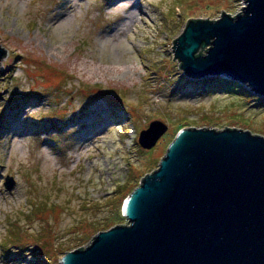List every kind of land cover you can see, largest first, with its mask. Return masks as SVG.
I'll return each mask as SVG.
<instances>
[{"label":"rangeland","instance_id":"1","mask_svg":"<svg viewBox=\"0 0 264 264\" xmlns=\"http://www.w3.org/2000/svg\"><path fill=\"white\" fill-rule=\"evenodd\" d=\"M115 1L0 0V264H59L61 244L128 224L125 199L182 128L264 136L262 96L224 75L190 77L173 50L191 18L234 15L245 0ZM155 119L168 130L145 149Z\"/></svg>","mask_w":264,"mask_h":264},{"label":"water","instance_id":"2","mask_svg":"<svg viewBox=\"0 0 264 264\" xmlns=\"http://www.w3.org/2000/svg\"><path fill=\"white\" fill-rule=\"evenodd\" d=\"M6 48L0 40V62ZM173 50L190 77L224 75L264 98V0L217 20L191 18ZM167 130L155 119L138 141L151 149ZM123 204L128 224L100 230L59 264H264V136L182 128Z\"/></svg>","mask_w":264,"mask_h":264},{"label":"trees","instance_id":"3","mask_svg":"<svg viewBox=\"0 0 264 264\" xmlns=\"http://www.w3.org/2000/svg\"><path fill=\"white\" fill-rule=\"evenodd\" d=\"M206 52V51H205ZM204 51H202V49L200 50L199 54L202 55L203 53H205ZM181 65V64H180ZM227 82H229V80H227ZM227 82H221L220 80H216L214 83H213V87H216V88H220L222 90H227V86L226 85H223L224 83H227ZM234 83V82H233ZM99 88H102V87H99ZM144 177L141 178L140 182H142V179ZM132 182V179L131 180H128L126 183H123L122 185L119 186V188L117 189L116 191V194L118 195L119 193L123 194L124 191L127 190V188L129 187V184ZM139 182V183H140ZM138 187V186H136ZM135 187V188H136ZM134 188V189H135ZM133 189V190H134ZM132 190V191H133ZM117 195H115V197H118ZM116 212V211H115ZM114 213V212H113ZM117 215H120V212H119V209H118V213ZM122 216V215H121ZM111 217H109L108 219H110ZM101 223V222H100ZM99 222L96 223V222H93V227H95V229H98L99 226L97 224H100ZM12 230V229H11ZM16 232L15 231H11V233H9V236H7L5 238V242L3 243L4 244V247H3V251L5 252V254H9L10 253V248L12 245H10L11 243H13L15 240V236H16ZM60 247L62 248L61 249V254L64 255L66 252L70 251L71 249L74 248V245L72 243L70 244H61ZM60 254V255H61ZM39 260V263H35V264H56V258L52 259L51 256H48V260L43 258L42 256L41 257H38L37 258Z\"/></svg>","mask_w":264,"mask_h":264},{"label":"bare ground","instance_id":"4","mask_svg":"<svg viewBox=\"0 0 264 264\" xmlns=\"http://www.w3.org/2000/svg\"><path fill=\"white\" fill-rule=\"evenodd\" d=\"M114 3H115L116 6H119V5L121 4V1H120V0H116ZM4 57H5V56H4ZM4 57H3V58H4ZM3 58H2V59H3ZM1 62H2V61H1ZM1 62H0V66H1ZM0 70H1V69H0ZM128 70H129V69H128ZM134 72H135V70H134Z\"/></svg>","mask_w":264,"mask_h":264}]
</instances>
